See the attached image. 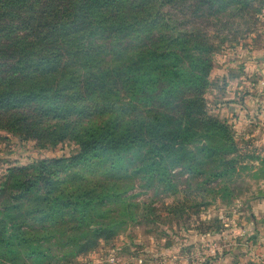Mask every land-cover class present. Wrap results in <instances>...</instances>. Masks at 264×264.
Returning <instances> with one entry per match:
<instances>
[{"label":"trees","instance_id":"trees-1","mask_svg":"<svg viewBox=\"0 0 264 264\" xmlns=\"http://www.w3.org/2000/svg\"><path fill=\"white\" fill-rule=\"evenodd\" d=\"M177 1L0 0V131L40 149L76 145L69 156L9 168L0 264L43 261V239L66 217L87 231L65 245L86 253L134 219V185L122 181L177 187L179 175L207 176L213 157L236 151L203 98L216 48L170 20L164 7ZM99 175L105 181H92Z\"/></svg>","mask_w":264,"mask_h":264},{"label":"rangeland","instance_id":"rangeland-1","mask_svg":"<svg viewBox=\"0 0 264 264\" xmlns=\"http://www.w3.org/2000/svg\"><path fill=\"white\" fill-rule=\"evenodd\" d=\"M234 7L219 10L211 0H178L164 11L182 32L202 36L216 48L203 98L208 115L230 126L236 151L213 157L207 176L190 180L186 173L179 175L174 181L177 187L122 181L123 188L134 185L128 191L139 205L134 219L86 253L72 256L73 245H65L70 235L74 238L87 231L75 229L78 222L66 217L57 221L49 240L43 239L48 247L43 261L30 258L8 260V264H248L243 250L254 247L259 225H264V126L260 122L264 124V0L241 10ZM227 103L238 107L234 114ZM260 127L263 132L257 134ZM75 149L69 141L40 149L35 141H20L0 131V184L12 166L69 156ZM104 178L99 175L92 181ZM251 216L258 217L257 224ZM108 221L95 218V222ZM34 229V233L43 231L40 224Z\"/></svg>","mask_w":264,"mask_h":264},{"label":"crops","instance_id":"crops-1","mask_svg":"<svg viewBox=\"0 0 264 264\" xmlns=\"http://www.w3.org/2000/svg\"><path fill=\"white\" fill-rule=\"evenodd\" d=\"M218 68L221 69V66H218ZM261 68H262V71H263L264 70V67L262 66ZM263 73H264V71H263ZM262 79H263L262 81L264 82V78H262ZM233 105H231V103H229V104L227 103V110L229 112H231L232 114H234L235 111L238 109V107L236 108ZM235 106H237V105L235 104ZM260 122L262 123L261 126H264L263 121L261 120ZM256 132L258 134L260 132H263V130L260 127V128H257V131ZM257 219H258V217H256V216H253L252 217L251 216V221H253L256 224L258 223ZM259 229H260V232H259L258 236L255 239H253L254 240V242H253V246L254 247L253 248L249 247V248L243 250L245 252V254H246V255H244V256H246V257H244V260L248 264H259L258 263V256L261 253H264V225L263 226L259 225ZM254 230H256V233H258V230L256 228H254ZM243 232H246V231L244 230ZM255 256H257V259H256ZM251 257H254L255 259H252ZM237 261H238V258L234 262H237Z\"/></svg>","mask_w":264,"mask_h":264},{"label":"built area","instance_id":"built-area-1","mask_svg":"<svg viewBox=\"0 0 264 264\" xmlns=\"http://www.w3.org/2000/svg\"><path fill=\"white\" fill-rule=\"evenodd\" d=\"M258 263H259V264H264V253H261V254L258 256Z\"/></svg>","mask_w":264,"mask_h":264},{"label":"water","instance_id":"water-1","mask_svg":"<svg viewBox=\"0 0 264 264\" xmlns=\"http://www.w3.org/2000/svg\"><path fill=\"white\" fill-rule=\"evenodd\" d=\"M262 60L264 61V57H262Z\"/></svg>","mask_w":264,"mask_h":264}]
</instances>
